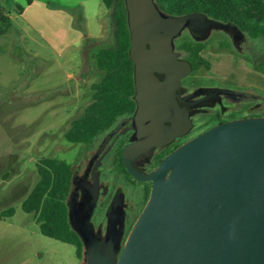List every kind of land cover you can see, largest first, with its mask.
I'll list each match as a JSON object with an SVG mask.
<instances>
[{"label":"water","instance_id":"water-1","mask_svg":"<svg viewBox=\"0 0 264 264\" xmlns=\"http://www.w3.org/2000/svg\"><path fill=\"white\" fill-rule=\"evenodd\" d=\"M124 4L137 107L134 143L125 147L123 158L132 176L151 182V190L123 243L120 198L109 207L104 233L96 235L76 222L68 204L70 224L83 246L81 264H264V116L212 127L149 174L131 167L135 153L181 133L174 92L191 65L178 59L175 39L187 30L194 41L204 42L221 31L237 47L244 34L200 13L169 15L154 0ZM167 121L172 128L164 126Z\"/></svg>","mask_w":264,"mask_h":264},{"label":"rangeland","instance_id":"rangeland-1","mask_svg":"<svg viewBox=\"0 0 264 264\" xmlns=\"http://www.w3.org/2000/svg\"><path fill=\"white\" fill-rule=\"evenodd\" d=\"M34 1L28 9L26 0H17L22 12L5 4L8 20L0 23V212L15 210L0 221V264H81L73 246L40 233L21 203L37 181L39 159L76 165L84 156L87 146L67 142L64 134L102 76L92 58L113 44L112 24L101 0ZM202 55L211 77L249 67L228 52Z\"/></svg>","mask_w":264,"mask_h":264},{"label":"trees","instance_id":"trees-1","mask_svg":"<svg viewBox=\"0 0 264 264\" xmlns=\"http://www.w3.org/2000/svg\"><path fill=\"white\" fill-rule=\"evenodd\" d=\"M161 11L172 16L200 13L219 23L234 24L251 42L255 58L233 48L229 39L196 42L189 35L175 39L176 50L184 55L193 70L209 71L211 63L202 56L204 49L231 53L241 57L251 69L264 74V0H154ZM31 0H26L29 4ZM109 10L113 44L93 55L95 69L102 73L90 87V102L83 113L69 122L64 138L71 144H90L111 131L134 109L133 64L129 57L130 35L124 0H101ZM22 12L21 6H16ZM8 20L0 4V23ZM4 30H0L3 33ZM256 42V43H255ZM259 51L260 54H257ZM73 167L62 160L41 158L36 164L37 181L21 203L24 213L33 216L40 233L75 248L81 262L83 246L68 217V196L73 184ZM15 210L0 212V221L10 218Z\"/></svg>","mask_w":264,"mask_h":264},{"label":"flooded vegetation","instance_id":"flooded-vegetation-1","mask_svg":"<svg viewBox=\"0 0 264 264\" xmlns=\"http://www.w3.org/2000/svg\"><path fill=\"white\" fill-rule=\"evenodd\" d=\"M183 35L190 36L187 30L181 33V36ZM213 39H229L232 45L230 38L221 31H213L210 38L204 42ZM233 48L240 53H248L252 59L255 58L254 49L246 45V40ZM204 51L212 50L204 49L202 52ZM175 52L179 53V60L187 61L184 55L176 50V45ZM209 71L201 68L193 70L191 67L190 73L181 79L174 92L181 133L168 142L135 153L131 157L133 170L141 174L153 172L176 148L214 126L237 119L264 116V91L236 86L222 78L208 76L206 73ZM156 77L160 81L164 80L162 74H156ZM132 98L134 109L131 114L122 117L111 131L99 136L92 143L82 144L87 146V150L73 167V184L67 201V205H71L76 222L96 235L99 231L104 233L109 207L115 198H120L119 213L120 216L122 214L124 224L122 243L142 211L151 190V182L132 176L124 163V149L134 143L132 117L137 107L135 88ZM123 121L124 125L106 140ZM164 126L172 128V122L167 121Z\"/></svg>","mask_w":264,"mask_h":264},{"label":"crops","instance_id":"crops-1","mask_svg":"<svg viewBox=\"0 0 264 264\" xmlns=\"http://www.w3.org/2000/svg\"><path fill=\"white\" fill-rule=\"evenodd\" d=\"M34 2H35L34 0H31V2L27 4L26 7L28 9L32 8L35 5ZM48 3L49 1L47 0L43 4L46 5ZM0 4H2L3 6H5V4L15 5V6L20 5L17 2V0H0ZM238 70H241V71H237L236 73H233V74L230 73V75L228 76L221 75L222 77L220 78L236 86L251 87V88L264 91V74L263 73L250 69L249 67L245 69L242 66L241 67L239 66Z\"/></svg>","mask_w":264,"mask_h":264}]
</instances>
